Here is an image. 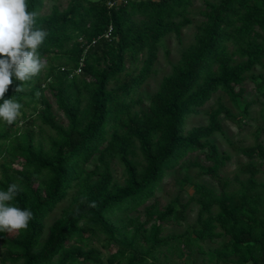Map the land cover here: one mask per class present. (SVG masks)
Wrapping results in <instances>:
<instances>
[{"label":"trees","instance_id":"16d2710c","mask_svg":"<svg viewBox=\"0 0 264 264\" xmlns=\"http://www.w3.org/2000/svg\"><path fill=\"white\" fill-rule=\"evenodd\" d=\"M45 1L26 0L27 10L38 13L34 28L47 32L37 50L46 66L22 91H15L22 82L14 79L5 98L22 105V117L12 125L0 120V157L11 158L2 163L0 190L17 184L21 191L11 204L30 210L33 219L27 229L0 232V264H103L93 246L103 235L105 247H117L106 264H180L188 252L205 253L204 243L219 239L212 262L200 264H264V180L256 178L264 169V124L256 143L241 149L261 159L241 166L250 173L246 179L222 174L231 156L211 140L225 133L222 115L242 127L258 101L241 104L240 98L243 84L264 68V0H204L194 41L148 103L140 89L155 72L162 41L171 33L181 38L193 22L194 0H69L41 13ZM263 85L256 82L262 96ZM218 92L239 112L219 99L207 124L186 130L190 116ZM37 117L54 134L38 137ZM197 152L205 153L204 162L190 156ZM17 158H23L20 168ZM116 160L124 165L123 179L113 172ZM181 166L199 167L219 190L194 182L199 209L191 230L164 235L169 223L187 219V203L180 196L166 205L148 202ZM69 197L46 234L48 218ZM143 205L144 220L134 215ZM175 254L179 260L170 262Z\"/></svg>","mask_w":264,"mask_h":264},{"label":"rangeland","instance_id":"374dc122","mask_svg":"<svg viewBox=\"0 0 264 264\" xmlns=\"http://www.w3.org/2000/svg\"><path fill=\"white\" fill-rule=\"evenodd\" d=\"M120 1V0H117ZM69 0H46L45 6L41 13H48L51 11L54 4H60L61 8L65 7L68 4ZM204 7V0H194V5L191 7V13L190 16L193 18V22L185 26L182 29V36L179 38L175 33L169 34L163 41L162 46L159 52V59L155 65V72L152 74V76L149 78V80L142 86L140 89V94H142L148 103L150 100L151 95L153 92L159 87V84L162 80V77L166 74L171 73L172 66L175 64L181 54L182 51L190 45L195 38V34L197 31V25L202 21L203 17L201 15V10ZM257 80L253 81L251 77L243 84V87L245 88V92L240 98V103L244 104L247 101L252 100H258L255 102L254 105L250 108V119H245L243 122L242 127L238 126V124L232 122L229 119H226L224 115L221 116L223 127L225 133H217L215 136L211 138L212 142L216 143L221 151H225L230 154L231 158L227 162L226 166L222 169V174L229 178L234 179L239 177L240 179H246L249 177L250 173H241L240 168L242 165L246 164L249 161H254L255 163L261 162V159L258 157H255L254 159H251L244 155L242 152V148L246 146L254 145L257 141V128L262 123L264 124V121L262 120V114H261V108L264 107V96H262L259 91L256 88V82H260L261 80H264V68H261L258 66L256 70L254 71ZM263 73L262 77H259V74ZM264 89V85H263ZM219 99L222 100L225 104L230 106L234 113L239 112V107L235 105L233 102L230 101L229 97L225 94L218 92L216 93L213 98L201 109L200 113L198 115L190 116L189 122L187 123L186 130L190 129L193 125H201V124H207L209 117H208V111L216 107ZM25 111L27 115L30 114H36L37 110L33 107H25ZM59 119L67 123V120L65 119V116L61 114V112L58 113ZM22 117V113L20 112V115L18 118L20 119ZM32 120V119H31ZM36 132L41 134L38 137L44 135H52L54 134L53 131L46 126L43 122H41V118L37 117L34 123ZM260 135V141L264 143V130L259 134ZM47 139V138H46ZM194 160L204 162L205 153H193L190 155ZM11 160L10 155H6L3 157H0V172L2 169V163L7 162ZM23 158H17L13 163L16 167L20 168L22 164ZM10 162V161H9ZM113 172L115 176L119 179L124 178L125 168L122 163L119 162V160L114 161L112 165ZM201 169L199 167L192 166L190 169L186 170L185 168L178 167L174 170H170L168 174L166 175L164 181L159 186L155 198L151 199L148 204H151L155 199L158 200L162 205H166L171 200L176 199L177 196H180L184 202L187 203L188 206V217L181 223L171 222L166 226V229L164 231V235H172L175 233H187L191 230V225L195 222L197 217V212L199 209V205L195 199V190H194V182L202 181L208 183L210 186H213L217 190H219V185L217 181L212 178L209 175H201ZM190 174L192 177V181L190 182H184L183 178ZM256 178L258 180H264V169L256 175ZM71 203V197L66 199L61 206L58 208V210H55L54 214H50L51 216L48 218L47 222V228H46V234H48L49 229L48 227L50 224L55 220V218L59 215L61 209H63L65 206H68ZM179 206V204H177ZM144 208L145 205L141 206L134 215H141L142 219H145L144 215ZM104 235L102 236V240H94L93 246H96L100 248L101 256L103 258V264H106L108 257L116 251L115 245H108V247H105L104 244L106 242V239H104ZM222 242L221 239H219L216 243L214 242H205L204 247L206 252L205 253H198L196 255H192L191 252H188L187 255H185L184 258L181 259L180 264H200L203 259L207 261V263L212 262V254L214 247L218 246ZM162 258H165L164 256ZM168 260L170 262L179 260V257L177 254L168 256ZM4 264H13L10 261L5 262Z\"/></svg>","mask_w":264,"mask_h":264},{"label":"clouds","instance_id":"9594fccd","mask_svg":"<svg viewBox=\"0 0 264 264\" xmlns=\"http://www.w3.org/2000/svg\"><path fill=\"white\" fill-rule=\"evenodd\" d=\"M37 15L36 11L27 10L26 0H0V100L3 101L0 103V120L9 125L16 121L22 107L12 98H5L9 86L15 79L22 82L15 91H22L24 82L39 75L46 66L37 50L47 32L34 28ZM20 191L15 183L6 191L0 190V232L15 233L27 229L33 219L30 210L11 204Z\"/></svg>","mask_w":264,"mask_h":264},{"label":"built area","instance_id":"2783aa9c","mask_svg":"<svg viewBox=\"0 0 264 264\" xmlns=\"http://www.w3.org/2000/svg\"><path fill=\"white\" fill-rule=\"evenodd\" d=\"M111 30H112V28H110L109 30H108V32H106L105 34H104V37H106V38H110L111 37ZM96 41L97 40H94L93 41V43H96ZM81 71V69H78V72H80Z\"/></svg>","mask_w":264,"mask_h":264}]
</instances>
